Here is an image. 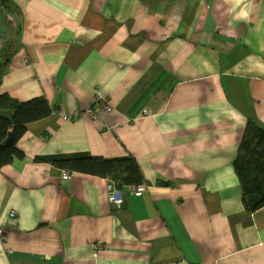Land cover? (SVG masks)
<instances>
[{
    "label": "crops",
    "instance_id": "obj_1",
    "mask_svg": "<svg viewBox=\"0 0 264 264\" xmlns=\"http://www.w3.org/2000/svg\"><path fill=\"white\" fill-rule=\"evenodd\" d=\"M6 59L0 95L53 112L0 170V264H264L234 168L264 125V0H0ZM81 153L132 156L147 190L115 210L46 159Z\"/></svg>",
    "mask_w": 264,
    "mask_h": 264
},
{
    "label": "trees",
    "instance_id": "obj_2",
    "mask_svg": "<svg viewBox=\"0 0 264 264\" xmlns=\"http://www.w3.org/2000/svg\"><path fill=\"white\" fill-rule=\"evenodd\" d=\"M5 56L10 57L6 52ZM5 68L0 63V80ZM52 112L44 97L23 103L9 95H0V170L15 159H24L25 155L17 145L25 135L27 126L47 118ZM11 133V144L2 148ZM46 159L64 170L116 182L122 190L145 184L139 163L132 156L106 159L81 153ZM234 168L242 187L246 210L254 213L264 209V125L254 119L248 120Z\"/></svg>",
    "mask_w": 264,
    "mask_h": 264
},
{
    "label": "built area",
    "instance_id": "obj_3",
    "mask_svg": "<svg viewBox=\"0 0 264 264\" xmlns=\"http://www.w3.org/2000/svg\"><path fill=\"white\" fill-rule=\"evenodd\" d=\"M99 100H101L100 96H97L95 98V102H98ZM89 114L92 113V111H87ZM81 113H74L73 115H65L63 116V120L64 121H71L73 119L76 118V116H79ZM148 114V112L146 113ZM94 115V114H93ZM73 177V173L64 171L62 173V178L64 180H70ZM131 193L136 196V197H141L145 191L147 190V187L145 184H141L139 186H132L129 187ZM107 195H108V202L110 204V206L115 209V210H120L123 208L124 203H125V195L122 189H120L118 187V184L116 182L113 181H109L108 182V186H107ZM11 217H14L16 215V213L14 211H12L10 213Z\"/></svg>",
    "mask_w": 264,
    "mask_h": 264
},
{
    "label": "water",
    "instance_id": "obj_4",
    "mask_svg": "<svg viewBox=\"0 0 264 264\" xmlns=\"http://www.w3.org/2000/svg\"><path fill=\"white\" fill-rule=\"evenodd\" d=\"M9 61H10V59H6L5 62L1 60L0 63H1V64L3 63V65H6ZM12 137H13V134L11 133V134L9 135V138H8L7 141L5 142V144L2 145L1 147L3 148V147H6V146H9V145L11 144V142H12Z\"/></svg>",
    "mask_w": 264,
    "mask_h": 264
}]
</instances>
